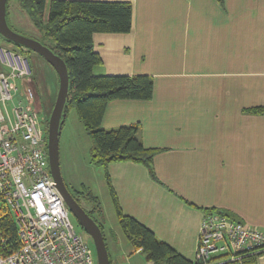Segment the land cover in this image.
<instances>
[{"label":"crops","instance_id":"obj_1","mask_svg":"<svg viewBox=\"0 0 264 264\" xmlns=\"http://www.w3.org/2000/svg\"><path fill=\"white\" fill-rule=\"evenodd\" d=\"M109 1L133 4V27L94 34L103 60L95 74H148L154 90L110 101L103 127L140 123L144 145L159 149V180L141 163L108 165L123 213L193 263L207 209L264 232V111H247L264 108V0ZM29 57L34 96L37 74L56 101L57 71ZM254 257L264 264V251Z\"/></svg>","mask_w":264,"mask_h":264},{"label":"built area","instance_id":"obj_2","mask_svg":"<svg viewBox=\"0 0 264 264\" xmlns=\"http://www.w3.org/2000/svg\"><path fill=\"white\" fill-rule=\"evenodd\" d=\"M27 51L0 47V204L12 214L18 234V246L9 253L0 239V264H98L52 176ZM262 251L264 232L211 211L200 227L194 264H257L251 257Z\"/></svg>","mask_w":264,"mask_h":264},{"label":"trees","instance_id":"obj_3","mask_svg":"<svg viewBox=\"0 0 264 264\" xmlns=\"http://www.w3.org/2000/svg\"><path fill=\"white\" fill-rule=\"evenodd\" d=\"M10 1L7 2V21L12 27L8 18ZM217 1L221 4L225 2ZM17 2L39 32L40 37L33 38L40 40L66 62L70 80L66 113L68 115L69 110L75 107L85 125L92 141L91 161L106 171L117 216L127 239L137 250H142L147 259L154 264H194L167 243L159 240L146 226L123 213L107 170L111 162L134 161L147 166L151 177L159 180L154 167V157L159 149L144 145L140 137V123L125 124L111 129L103 127V119L110 101L152 98L153 77L148 74L99 75L94 72V68L103 62L100 53L94 47V34L130 32L133 27V4L128 1L109 0H17ZM10 42L21 49L24 48L18 43ZM29 51L35 52L30 49ZM247 111L263 113L264 108L256 106ZM48 126L49 121L45 127L46 136ZM85 199L93 203L90 209L85 207L80 199L77 200L99 223L106 239L104 226L95 217V212L102 211L99 197L87 192ZM206 211H215V208ZM221 212L238 220L230 212L225 210ZM2 237L5 241L1 246L6 253L18 246L16 222L6 205L1 202L0 239ZM251 260L255 261V257H251Z\"/></svg>","mask_w":264,"mask_h":264},{"label":"rangeland","instance_id":"obj_4","mask_svg":"<svg viewBox=\"0 0 264 264\" xmlns=\"http://www.w3.org/2000/svg\"><path fill=\"white\" fill-rule=\"evenodd\" d=\"M9 6L8 18L14 30L26 36L40 37L30 17L19 8L17 0H11ZM3 46L21 50L0 34V47ZM26 54L29 57L37 53L27 51ZM39 79V76L35 74L36 97L34 96V105L42 116L43 125L47 127L55 100L51 102L50 98H46L45 92L43 93L46 84ZM91 145L92 141L85 125L76 108L72 107L68 112L60 135V163L63 176L71 189L75 190L76 194L81 197L85 207L90 209L93 204L91 201H86L85 193L89 192L99 197L102 211L95 212V217L104 226L111 264H150L146 254L143 251H137L121 231L118 220L115 218V210L104 177V170L91 161ZM74 221L84 240L94 248L97 263L98 257L92 237L75 219Z\"/></svg>","mask_w":264,"mask_h":264},{"label":"water","instance_id":"obj_5","mask_svg":"<svg viewBox=\"0 0 264 264\" xmlns=\"http://www.w3.org/2000/svg\"><path fill=\"white\" fill-rule=\"evenodd\" d=\"M7 2L8 0H0V34L8 40L18 43L30 50H33L44 57L55 68L59 75V91L49 119L47 135L48 154L52 176L57 181L58 187L76 221L83 228H85V230L92 237L97 252L98 264H111L106 239L101 226L71 193L66 185L61 170L60 135L67 116L66 102L69 96L70 86L69 73L66 62L62 57L54 53L51 48L44 45L40 40L21 34L15 31L8 24Z\"/></svg>","mask_w":264,"mask_h":264},{"label":"flooded vegetation","instance_id":"obj_6","mask_svg":"<svg viewBox=\"0 0 264 264\" xmlns=\"http://www.w3.org/2000/svg\"><path fill=\"white\" fill-rule=\"evenodd\" d=\"M65 182H66V179L64 178ZM66 185L67 187L69 188V190L71 191V193L77 198V199H80V202L84 205L83 203V200L81 199V197H79L77 194H76V191L71 189V187L68 185V183L66 182Z\"/></svg>","mask_w":264,"mask_h":264}]
</instances>
